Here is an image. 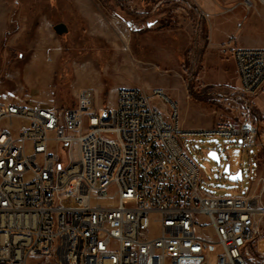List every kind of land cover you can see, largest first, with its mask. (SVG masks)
<instances>
[{
	"label": "built area",
	"instance_id": "built-area-1",
	"mask_svg": "<svg viewBox=\"0 0 264 264\" xmlns=\"http://www.w3.org/2000/svg\"><path fill=\"white\" fill-rule=\"evenodd\" d=\"M232 57L239 96L264 95V47ZM93 98L0 103V264H258L264 205L206 194L184 139L264 148V111L247 104L238 120L190 131L161 89L122 88L103 115Z\"/></svg>",
	"mask_w": 264,
	"mask_h": 264
},
{
	"label": "rangeland",
	"instance_id": "rangeland-1",
	"mask_svg": "<svg viewBox=\"0 0 264 264\" xmlns=\"http://www.w3.org/2000/svg\"><path fill=\"white\" fill-rule=\"evenodd\" d=\"M246 1L0 0V102L34 103L38 96L61 100L67 87L58 78L38 85V75L31 69L38 61L50 73L65 74L75 61L109 64L113 55L128 52L121 63L137 66L133 53L143 60L138 65L146 92L163 90L177 104L185 130H209L219 121L238 120L247 104L259 117L264 95L240 97L234 86V63L224 55L236 48L264 47V6L253 0L247 6ZM58 24H65L68 33L58 35L54 30ZM115 31L125 39L115 38ZM177 55L181 68L175 64ZM150 59L152 65L147 63ZM109 93L106 104L113 100ZM260 142L264 144V134ZM184 145L202 172L206 194L243 195L257 186L255 194L264 201V148L247 149L236 139L204 136L185 138ZM211 151L219 154V164L208 156ZM227 165L231 174L240 172L242 180H229L224 174ZM257 251L253 258H264V235Z\"/></svg>",
	"mask_w": 264,
	"mask_h": 264
},
{
	"label": "crops",
	"instance_id": "crops-1",
	"mask_svg": "<svg viewBox=\"0 0 264 264\" xmlns=\"http://www.w3.org/2000/svg\"><path fill=\"white\" fill-rule=\"evenodd\" d=\"M98 17H99L98 20L100 21L101 18L100 16ZM94 20L96 21V19ZM102 21L104 23L106 22L104 18H102ZM112 24L118 25V23L114 21L112 22ZM41 29L46 31V27ZM103 32L105 33V31ZM115 38H117L119 41H123L125 39V37L122 34H120V32L117 33L116 31H115ZM211 41H212V34H211ZM210 47L211 46H209V48ZM233 50H231L230 52L224 51V55L230 58L234 63V70H235L234 86L239 90L240 79L235 61L233 60L232 57ZM131 56L134 58L133 60H135L137 63V66L135 67L124 66L121 63V60H125L127 59V57H129L128 52L126 53L122 52L118 55L117 54L113 55L111 61L109 60L110 61L109 64L108 63L95 64L93 60L75 61L74 64L72 65L71 71L65 74L63 73V71H59V72L54 71L50 73L46 65L38 61V66L33 65L34 67H31V69L35 70L34 71L35 74L38 75V85L47 86L51 81L56 80L58 78L60 84H63L67 88L61 100L45 99L38 96V99H36L34 103H24V104L29 106L41 105L54 109H61L63 108V106H65V108H73L77 106V100L83 91L92 90L94 94V98H93L94 112L104 111L109 107H113L116 104L117 93L122 88H138L144 91H148V89L146 88V83L142 78V72L139 69V65H138L139 62L143 60L134 53ZM175 57H176L175 64L178 65L177 68L178 67L181 68L179 64L180 61L178 55ZM147 63H149V65H152L153 59H150L149 61H147ZM108 93L112 95L113 100L109 104H106V100H104V97H106ZM11 102L12 101H1L0 103H11ZM260 180L261 179L259 178V184H260ZM257 189H258L257 186L254 187L249 191L248 194L254 197H258L255 194ZM261 193L262 195L264 194V189L262 190ZM243 195H247V194H243ZM259 200L264 205V201L262 200L261 196ZM254 261L259 264V262H261L262 259L260 256H258L254 258Z\"/></svg>",
	"mask_w": 264,
	"mask_h": 264
},
{
	"label": "water",
	"instance_id": "water-1",
	"mask_svg": "<svg viewBox=\"0 0 264 264\" xmlns=\"http://www.w3.org/2000/svg\"><path fill=\"white\" fill-rule=\"evenodd\" d=\"M54 30L60 36L68 33V27L65 24H58V25H56L54 27ZM208 156L211 159H213L215 162H217L218 164L220 163V157H219V154L216 151L209 152L208 153ZM224 174L228 175L229 180H231V181L238 182V181L242 180V176H241V173L240 172L237 173L236 175L231 174L230 166L229 165L226 166V168L224 170Z\"/></svg>",
	"mask_w": 264,
	"mask_h": 264
}]
</instances>
